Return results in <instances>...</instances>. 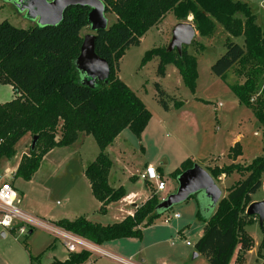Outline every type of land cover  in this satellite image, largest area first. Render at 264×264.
<instances>
[{"label":"trees","instance_id":"16d2710c","mask_svg":"<svg viewBox=\"0 0 264 264\" xmlns=\"http://www.w3.org/2000/svg\"><path fill=\"white\" fill-rule=\"evenodd\" d=\"M102 1L106 13L115 14L116 19L107 29L96 32L95 50L109 62L111 72L108 82L97 81L93 86L79 80L83 74L76 65L84 40L82 30L89 26L90 7H68L57 25L35 24L21 28L7 19L0 20V82L12 85L14 91L13 99L0 102V161L16 155V145L25 135L38 136L35 149L30 146L28 154L22 156L15 177L30 180L47 153L56 147L74 145L80 134L85 133L93 135L100 148L96 158L85 168L92 192L101 203L100 211L107 212L108 205L128 195L123 185L110 184L113 160L106 150L125 128L141 138L152 113L119 77V62L130 46L139 45L142 37L170 12L179 22H187L191 17L202 37L213 36L221 25L230 36L243 38L242 44L232 39L225 42L226 51L212 65V71L225 80L229 72L244 78L230 86L239 101L252 109L262 128L264 143V27L258 23L247 1ZM167 47L147 50L142 64L158 58L161 76L166 74L167 64H175L185 85L194 92L199 76L197 57L190 53L189 46H183L181 53L177 49L169 51ZM156 89L159 102L170 109L167 92L160 83H156ZM182 104L181 100L174 102L175 107ZM240 153L238 144L230 150L233 159ZM194 164L188 158L171 175L178 180L179 175ZM158 171L162 178L163 173ZM209 172L213 178L234 172L245 177L231 185L216 205L206 196L215 206L209 217L203 216L198 207L196 216L205 226L195 244L196 250L204 254L210 264H231L233 258L234 264H246V255L254 245L246 227L256 220V216L248 215L246 210L253 201L252 195L263 185L264 146L262 154L245 166L232 163L210 168ZM146 184L154 185L148 180ZM162 198L155 188L133 214L113 224L92 222L85 216L56 222L100 245L120 238H141L143 229L163 214L164 210L157 208ZM262 247L264 235L258 257H262ZM40 256L30 254L31 260ZM90 257L86 251L69 253L66 260L56 259L50 264H83Z\"/></svg>","mask_w":264,"mask_h":264},{"label":"rangeland","instance_id":"374dc122","mask_svg":"<svg viewBox=\"0 0 264 264\" xmlns=\"http://www.w3.org/2000/svg\"><path fill=\"white\" fill-rule=\"evenodd\" d=\"M6 1L0 0V20L7 18L21 28L33 26V20L26 13ZM244 1L250 4L258 23L264 27V0ZM106 15L109 25L112 24L116 19L115 14ZM188 21L193 23L191 17ZM178 22L172 12L168 13L142 37L139 45L130 46L119 62V77L136 92L152 113L141 138L130 128H125L106 150L113 160L110 184L114 187L123 185L127 192H135L137 196H126L121 203L108 205L107 212L100 211L99 201L85 175L86 166L96 158L100 148L93 135L83 133L84 136L79 138L80 146L56 147L46 154L30 180L14 176L17 203L22 209L41 218L58 219L67 216L75 219L85 216L92 222L113 224L126 217L128 210L136 209L130 202L142 204L155 191L156 186L147 185L142 178L147 163H152L157 169L163 168L162 179L167 187L159 194L165 198L175 192V184L178 187V181L171 173L188 158L209 172L210 168L232 163L245 166L262 154L264 143L260 123L252 109L239 101L230 86L234 82H242L244 78L229 72L225 80L212 71V65L226 51L225 42L232 39L242 44V37L230 36L221 25L217 26L209 38L200 36L197 31L195 44L191 43L188 47L198 62L199 76L194 92L185 85L175 64H167L164 76L158 74V58L142 64L147 50L169 45L173 28ZM93 32L90 25L82 30L83 35ZM79 80L84 82L85 76L80 75ZM156 83H160L167 92V99L171 101L170 109L159 102ZM13 97L12 85L0 82V102L9 101ZM172 98L175 99L170 100ZM176 100L183 101V104L175 107ZM32 140V136H24L16 145V155L12 159L3 158L0 161V171L13 169L23 151H30ZM237 144L241 147V153L233 159L230 150ZM224 176L221 174L214 178L223 196L231 185L245 177L239 172L226 175L228 177L223 179ZM262 199L263 185L252 195L253 201ZM198 207L205 217H209L215 210L204 192L198 191L188 200L164 210L150 226L143 229L141 238H120L112 242L115 246L106 244L104 247L125 257L132 255L142 264H209L204 254L195 256L198 252L195 244L205 226L196 216ZM175 213L180 217L164 222V217ZM255 219L246 227L254 240L247 254V264L264 263V247L261 250L262 257H258L264 224L260 225L257 216ZM2 232L6 235L3 236ZM34 232L32 237L26 239L25 235L13 234L0 226V264H32L28 248L34 254L40 248L44 250L39 261L33 264H50L55 258L62 259L69 255L61 241L56 240V248L48 247V239L54 238L53 233L40 228ZM83 264L115 263L110 258L91 255Z\"/></svg>","mask_w":264,"mask_h":264},{"label":"water","instance_id":"95a60500","mask_svg":"<svg viewBox=\"0 0 264 264\" xmlns=\"http://www.w3.org/2000/svg\"><path fill=\"white\" fill-rule=\"evenodd\" d=\"M12 2L20 11L37 25H57L61 22L65 10L70 6L81 5L90 7L88 20L93 33L84 35L81 52L76 59V65L85 76L88 85L93 86L97 81L108 82L111 72L109 62L100 57L95 50L96 32L107 29L109 20L106 5L102 0H7ZM197 29L193 23L178 22L172 31V39L167 47L169 51L177 49L182 52L183 46H189L196 38ZM38 136L33 137L31 148L35 149ZM178 187L158 204V209L166 210L174 204L188 200L194 193L203 191L216 205L223 197L222 189L213 176L201 165L195 163L193 167L183 171L178 177ZM264 187V183H263ZM248 215H255L261 226L264 224V199L253 201L247 207Z\"/></svg>","mask_w":264,"mask_h":264},{"label":"built area","instance_id":"2783aa9c","mask_svg":"<svg viewBox=\"0 0 264 264\" xmlns=\"http://www.w3.org/2000/svg\"><path fill=\"white\" fill-rule=\"evenodd\" d=\"M142 178L156 186V193L165 190L167 187L157 168L152 164L146 167ZM17 202L18 192L13 184L9 181H0V226L5 231H13L15 234L19 233L27 236L29 233L34 232L36 228H40L53 233L54 239L61 241L69 253L86 251L96 257L110 258L116 264H142L133 257H124L107 250L87 237L64 228L56 221L31 214L22 209ZM173 217L178 218L180 215L178 213L173 216L168 215L163 220L168 223Z\"/></svg>","mask_w":264,"mask_h":264},{"label":"crops","instance_id":"0c3cea01","mask_svg":"<svg viewBox=\"0 0 264 264\" xmlns=\"http://www.w3.org/2000/svg\"><path fill=\"white\" fill-rule=\"evenodd\" d=\"M6 2H8L10 5H14L12 2H9V1H6ZM5 19H7V18H5ZM2 20H4V19H2ZM8 20V19H7ZM32 23H33V25H35V24H37L36 23V21H32ZM27 135H25V137H26ZM28 136H30V135H28ZM82 136H84V134L83 133H81L80 134V136H79V138H81ZM87 136V135H86ZM79 141H80V139H78V141L74 144V145H72V146H80V144H78L79 143ZM55 149V148H54ZM50 153V152H49ZM24 154H28V153H25V151H23V153H22V156L24 155ZM48 154V153H47ZM45 157V156H44ZM22 158V157H21ZM21 158H20V160H21ZM2 160V159H1ZM20 160H19V162H20ZM19 162L16 164V166H14V168L13 169H9V170H5V171H0V181H9V182H11L12 184H14V179H15V172H16V169H17V167H18V165H19ZM149 164H152V163H147L146 165H145V167H144V169L149 165ZM153 165V164H152ZM158 169H160L161 170V172H163L162 171V167H159ZM157 169V170H158ZM228 177V176H227ZM226 176H224L223 177V179H225V178H227ZM174 188H175V191H176V189H177V185L175 184L174 185ZM17 190V189H16ZM128 193V195H127V198L128 197H130V196H137V193H135V192H127ZM169 195V194H168ZM167 195V196H168ZM149 197V196H148ZM125 198H123V200H124ZM147 200V198L144 200V201H146ZM122 202V200H120V201H118L117 203H121ZM114 203H116V202H114ZM143 203V202H142ZM99 204L101 205V203L99 202ZM130 204L131 205H134L135 207H137V206H139L140 204H138V203H136V202H130ZM134 211H135V209H133V210H128L127 212H126V215H128V214H133L134 213ZM45 218H47V217H45ZM69 219V220H73L72 218H69V217H67V216H65V217H62V218H58V219H50V218H48V219H50V220H53V221H58V220H61V219ZM123 219V217L120 219V221ZM13 234H15L13 231H11ZM34 233L35 232H32V233H29V234H31V236H29V235H27L26 236V239H29L30 237H32V235H34ZM2 235L3 236H5L6 235V233L5 232H2ZM133 238H135V237H133ZM117 240V239H116ZM114 241V240H113ZM113 241H109V242H106V243H104V244H102V246L104 247V245H109V246H115V244L114 243H112ZM115 242V241H114ZM55 243H56V240L54 239V238H49L48 239V242H47V245H48V247H50V248H56V245H55ZM155 243H159V241H156ZM29 247V246H28ZM27 247V248H28ZM104 248H106V247H104ZM107 250H109L108 248H106ZM28 251H29V254H33L34 256H38V255H42L43 254V252H44V250L42 251L41 250V248L38 250V252L36 253V254H34V253H32V251H31V249L30 248H28ZM249 252V251H248ZM115 253V252H114ZM117 254V253H116ZM199 254H201L200 252H197V253H195V256H199ZM248 254V253H247ZM119 255V254H118ZM69 256V255H68ZM68 256H66V257H64V258H62V259H59V258H55V260L57 259V260H60V261H64V260H66L67 258H68ZM121 256H123V255H121ZM54 257H56V256H54ZM125 257V256H124ZM130 257H133L132 255L130 256ZM246 257H247V255H246ZM31 258V257H30ZM208 260V259H207ZM34 261H39V258H35V259H33V260H31V262H32V264H33V262ZM113 261V260H112ZM114 262V261H113ZM115 263V262H114ZM116 264V263H115ZM210 264V263H209ZM231 264H234V258H233V260H232V263ZM246 264H247V260H246Z\"/></svg>","mask_w":264,"mask_h":264}]
</instances>
